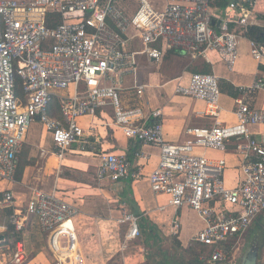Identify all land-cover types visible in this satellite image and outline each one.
<instances>
[{
  "label": "built area",
  "instance_id": "1",
  "mask_svg": "<svg viewBox=\"0 0 264 264\" xmlns=\"http://www.w3.org/2000/svg\"><path fill=\"white\" fill-rule=\"evenodd\" d=\"M134 1L138 8L133 12L124 0H0V177L14 182L28 128L37 120L50 132L52 154L59 160L73 146L97 159L98 183L116 187L124 179H139V169H133L124 154L94 146L92 139L100 144L95 121L88 127L78 121L109 108L111 120L99 117V125L114 126L125 137L159 149L158 163L147 176L153 194L166 195L168 205L187 207L203 222L191 239L201 250L199 258L228 262L233 241L264 212V141L253 138L251 131L255 125L264 126V105L255 108L247 102L253 91L264 88L263 79L241 88L236 120L227 124L218 119L215 74L192 72L185 83L183 76L177 77L174 93L203 101L214 119L209 126L187 127L184 142L163 138L161 109L145 112L139 106H124L119 97L124 90L141 95L139 57L158 61L165 49L206 59L215 52L232 69L241 36L234 29L245 28L264 9V0H233L220 19L215 18L213 0H162L161 9L148 0ZM249 53L264 65V41L250 40ZM129 75L132 84L127 86ZM16 78L22 81L23 97L15 93ZM230 140L237 142L243 176L228 188L223 182L225 160L205 152L224 151ZM6 208L11 212L4 215ZM78 213L75 205L54 192L31 188L22 207L15 205L12 190L0 191V235L6 219L14 230L22 231L34 217L47 235L52 264H86L75 222ZM139 219L130 212L119 219L128 223V239L140 235ZM178 227L174 219L168 232L174 235ZM3 242L0 264H26L23 240L11 249Z\"/></svg>",
  "mask_w": 264,
  "mask_h": 264
},
{
  "label": "crops",
  "instance_id": "2",
  "mask_svg": "<svg viewBox=\"0 0 264 264\" xmlns=\"http://www.w3.org/2000/svg\"><path fill=\"white\" fill-rule=\"evenodd\" d=\"M218 1L219 0H213L211 7L213 8L214 15L216 16L215 18L220 19L225 16L226 9L229 3L233 0H226V3L224 5H219ZM252 25L258 26L264 30V9H259L255 17L250 20L249 24L245 28L235 27L234 30L240 33L241 36L238 39V57L232 69H229L222 57L215 52H211L208 56V59L204 57L192 58L191 54H184L181 50L175 49L177 70L172 76H167L159 71L162 57L158 61H148L146 57L140 56L137 79L138 83L143 85L142 93L141 95H137L135 94L134 90H124L120 94V102L124 106H139L145 112L150 109H161L163 138L169 142H184L188 138V136L185 134V129L187 127L209 126L214 122V119L207 114L208 111L206 108V104L203 101L196 100L189 96L174 93V86L176 84L175 79L179 76H183V82L185 83L188 75L192 72L212 73L215 74L219 80L220 97L218 105V119L222 123H233L236 120V100L241 95V88L251 85L253 81L258 77H261L264 81V65L257 64L252 59L249 53V42L252 39L247 36V32L248 28ZM213 55L218 56L220 63H216L214 62V60H212ZM184 58L185 60L186 58L188 60H186V63H181ZM194 59H199L201 61L200 63H198V65L194 63L192 64V60ZM142 60H144L146 64L152 62L155 65V70L157 72H146L148 77H145V73L141 71V65H143L141 63ZM131 84L132 77L131 75H129L125 78V85L130 86ZM247 102L251 107L261 108L264 105V88L253 91L252 94L248 97ZM53 104H55V106H53ZM52 107L54 116L58 117V106L56 105L55 101L52 102ZM111 114L112 111L107 108L103 111H98L95 118L93 116L84 117H89L87 126L85 127L89 126L90 121H95L97 123V128H95L94 133L97 134L98 138L100 139V144L95 143V141L92 139L91 142L95 147H102L110 152L124 154L132 162V168L136 171L139 169L140 171L139 179L133 180L127 178L117 183L116 186H118L119 190L116 193L115 199L118 207H123L126 212L138 215L140 217V221H143L144 223L146 233H148L150 229L147 227L144 219L151 220V222L157 227V229L161 231V234H164V236L176 237L179 240L181 246L183 248H186L192 243L191 239L193 235L203 227V222L194 211L188 209L187 207L176 209L168 205V197L166 195L153 194L149 187L147 176L158 163L159 149L156 146L145 145L125 137L123 133L114 126L103 127L99 125V117H104L106 120L110 121L111 118H109V116L111 117ZM33 122L39 121L34 120ZM251 131L253 138L258 141H264V126L255 125L251 127ZM33 143L34 142L31 141L27 132V143L24 145L21 156L24 153L25 148H29L27 144ZM47 145L48 147L38 144V148L40 151L44 150L48 153L45 156L46 158L48 156H51L52 158L56 159L57 167L58 165L60 166L61 164H65V161H69L74 157L90 158V156H92L91 158L97 161V159L93 157L91 153L87 154L78 152L77 150L79 148L77 146L72 147V151L68 152L66 158H64L63 160H59L52 154V142L50 141ZM236 146L237 142L235 140H230L226 144V149L224 151L208 150L205 152V155L210 158H222L225 160L223 182L225 187L228 188L234 187L243 176L241 169L242 160L236 152ZM135 153H140V156H135ZM25 166H20L19 161L18 169L20 167V171L18 172L17 169L18 173L16 172L14 182H9L10 184L9 186H7V189L12 190L13 194L14 187L17 185V183H21L23 184L20 185L21 189L29 194V196L31 195V187L27 186L28 189H30V191H28L26 185L24 184L25 180H23L24 178L22 176L23 171L26 168ZM55 171L52 172L54 173ZM59 179H61V176L58 178V180ZM81 184L89 187L92 190V194L95 193L94 190H100V193H109V189L106 187L109 185L107 182H99L96 184L97 186H92L89 183ZM52 192L57 195L55 191ZM22 198L25 199L23 194ZM81 201L83 200L81 199ZM160 206H164V209L162 211L159 209ZM91 207L94 206H88L85 208ZM77 208L78 210H81V213H84L83 216H85L87 219H92L93 217H95L93 214H90L89 211H87L85 208ZM79 215L80 212L77 216L79 217ZM174 219H177L179 227L177 229L178 232L173 235L168 231L170 230L171 222L174 221ZM17 241H19V239ZM3 244L5 248H12L15 245L14 243L13 246L10 247L9 243H7L5 239ZM33 261L37 262L36 257Z\"/></svg>",
  "mask_w": 264,
  "mask_h": 264
},
{
  "label": "rangeland",
  "instance_id": "3",
  "mask_svg": "<svg viewBox=\"0 0 264 264\" xmlns=\"http://www.w3.org/2000/svg\"><path fill=\"white\" fill-rule=\"evenodd\" d=\"M148 1L156 9L162 8V0ZM123 3L128 5L133 12L138 8V2L134 0H124ZM186 60L188 59L186 58ZM186 60L184 58L181 63H186ZM212 60L220 63L217 55H213ZM200 61L199 59H194L192 64L198 65ZM141 63L143 64L141 65V71L145 73V77H148L146 72H157L152 62L146 64L142 60ZM88 118H79L78 121L85 127L87 126ZM109 118L111 117L109 116ZM28 135L34 143L27 144L29 148H25L20 158V166L24 167L26 165L22 174L26 187L46 192L55 191L57 196L76 205L79 209L81 207L94 206L85 208L90 214L95 216L92 219H87L83 216L84 213H81V210H79V217L75 218L81 248L86 255V264H164V257L169 259V264H187L189 262L190 255L177 248L172 243V237L159 234L157 236L158 240L156 238L148 239L146 232H140L136 239H128L126 237L128 223L119 221L126 212L123 207H118L115 199L119 190L118 186H106L109 189V193H100V190H94L95 193L92 194V190L89 187L81 184L89 183L92 186H97L98 182L95 175V164L97 161L91 158L92 156L90 158L74 157L57 167L56 159L51 156L46 158L39 152L38 144L48 147L47 144L50 141L52 142L51 134L44 125L40 122H32L28 128ZM67 154L68 152L65 153V158ZM52 171L55 172L53 173ZM60 176L61 179L58 180ZM9 184L7 180L0 177V191L6 190ZM20 185L23 184L17 183L14 187L15 205L23 207L26 205L29 194L23 191ZM22 194L25 199L22 198ZM35 223L34 217L29 218L27 229L25 228L20 232L19 240H23L27 247L28 256L26 263L52 264L53 255L49 251L47 235L40 232ZM251 242L260 246L258 264H264V212L255 219L254 224L244 236L233 241L228 262L231 264L237 263L247 248L250 247ZM186 249L201 254L200 248L192 243ZM35 257L37 262L33 261ZM204 262H208V260Z\"/></svg>",
  "mask_w": 264,
  "mask_h": 264
},
{
  "label": "trees",
  "instance_id": "4",
  "mask_svg": "<svg viewBox=\"0 0 264 264\" xmlns=\"http://www.w3.org/2000/svg\"><path fill=\"white\" fill-rule=\"evenodd\" d=\"M225 3H226V0L218 1L219 5H224ZM247 36L252 40L262 41L264 40V30L258 26L252 25L248 28ZM175 56H176L175 49H166L164 51L162 59H161V64L159 67V71L161 73H164L167 76H172L176 72L177 62H176ZM15 93L18 96L23 97L22 81L20 80V78H16ZM53 106H55V104H53ZM19 171H20V167L18 169V172ZM10 212H11V209L6 208L4 210V215H7ZM144 220L146 222L147 227L150 229V231H148L147 233L148 239L156 238V240H158L157 236L161 234V231L157 229V227L151 222V220H147V219H144ZM7 222L8 221H6L7 225H6V229L3 232V236H4L5 241L9 243L10 247H12L13 244L16 243L18 239H20V232L15 231L14 228ZM139 227H140L141 232H146L144 223L143 221H140V219H139ZM172 239H173L172 243L177 248L181 249L182 251L190 255V260L187 264H202L204 262V260L199 258L198 253H196L195 251H189V249L183 248L179 240L176 237H172ZM8 249H11V248H8ZM165 259L166 257L163 258L164 264H168L169 262Z\"/></svg>",
  "mask_w": 264,
  "mask_h": 264
},
{
  "label": "water",
  "instance_id": "5",
  "mask_svg": "<svg viewBox=\"0 0 264 264\" xmlns=\"http://www.w3.org/2000/svg\"><path fill=\"white\" fill-rule=\"evenodd\" d=\"M3 239V235H0V240ZM250 247L247 248L245 253L241 256L240 260L235 264H258V250L259 245L251 242ZM169 262V259H166ZM170 263V262H169ZM168 263V264H169ZM183 264V263H181ZM202 264H231L230 262L219 263V262H203Z\"/></svg>",
  "mask_w": 264,
  "mask_h": 264
},
{
  "label": "bare ground",
  "instance_id": "6",
  "mask_svg": "<svg viewBox=\"0 0 264 264\" xmlns=\"http://www.w3.org/2000/svg\"><path fill=\"white\" fill-rule=\"evenodd\" d=\"M40 152H41V154L44 155V156H46V155L48 154V153H47L46 151H44V150H41ZM43 184H44V183H43ZM43 184H42V185H43ZM46 189H47V188H46ZM47 191H48V190H47Z\"/></svg>",
  "mask_w": 264,
  "mask_h": 264
}]
</instances>
